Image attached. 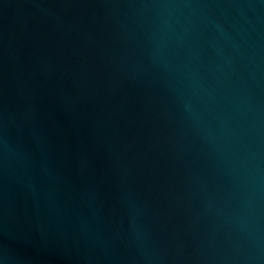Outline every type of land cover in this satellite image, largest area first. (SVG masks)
<instances>
[{
  "label": "water",
  "instance_id": "water-1",
  "mask_svg": "<svg viewBox=\"0 0 264 264\" xmlns=\"http://www.w3.org/2000/svg\"><path fill=\"white\" fill-rule=\"evenodd\" d=\"M0 264H264V0H0Z\"/></svg>",
  "mask_w": 264,
  "mask_h": 264
}]
</instances>
